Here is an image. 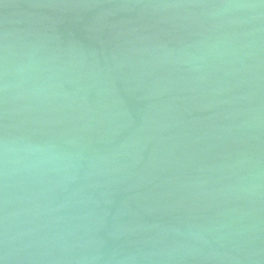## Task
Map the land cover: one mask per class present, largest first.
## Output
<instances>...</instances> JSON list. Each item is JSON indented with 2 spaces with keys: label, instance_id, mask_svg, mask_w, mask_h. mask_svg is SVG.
I'll use <instances>...</instances> for the list:
<instances>
[{
  "label": "water",
  "instance_id": "1",
  "mask_svg": "<svg viewBox=\"0 0 264 264\" xmlns=\"http://www.w3.org/2000/svg\"><path fill=\"white\" fill-rule=\"evenodd\" d=\"M0 264H264V0H0Z\"/></svg>",
  "mask_w": 264,
  "mask_h": 264
}]
</instances>
